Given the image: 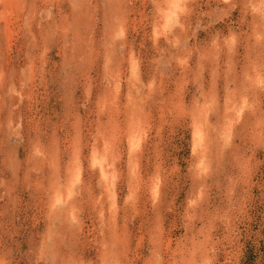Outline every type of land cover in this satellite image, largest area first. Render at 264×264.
<instances>
[{
	"label": "rangeland",
	"instance_id": "obj_1",
	"mask_svg": "<svg viewBox=\"0 0 264 264\" xmlns=\"http://www.w3.org/2000/svg\"><path fill=\"white\" fill-rule=\"evenodd\" d=\"M165 2L0 0V264H264V0Z\"/></svg>",
	"mask_w": 264,
	"mask_h": 264
},
{
	"label": "bare ground",
	"instance_id": "obj_2",
	"mask_svg": "<svg viewBox=\"0 0 264 264\" xmlns=\"http://www.w3.org/2000/svg\"><path fill=\"white\" fill-rule=\"evenodd\" d=\"M2 1V0H1ZM164 1H166L165 2V8H163V11H162V20H163V22L166 24V26H169V24L170 23H168V13L169 12H171L172 13V21H171V23L173 22L174 23V21H176V19L178 18V15H176L175 13L178 11L177 9H171L170 8V0H164ZM184 3V0H182V4ZM182 4H181V8L180 9H182ZM179 11H181V10H179ZM4 16V15H3ZM7 24V23H6ZM7 26V25H6ZM6 46V45H5ZM131 60V59H130ZM134 63V62H133ZM132 63V64H133ZM136 66V65H135ZM131 67V72H132V74H136L135 73V71H136V67ZM9 68V67H8ZM135 77V76H134ZM137 77V76H136ZM138 81V80H137ZM126 83V82H125ZM134 83V82H133ZM136 83V82H135ZM230 97V96H229ZM244 101H245V99H243ZM247 103V102H246ZM238 105V104H237ZM243 105H245V103L243 102V101H240V106H239V108H237V111H239V109L240 110H242L243 108H242V106ZM225 109H226V107H224ZM136 110V109H135ZM230 110V109H229ZM230 113V112H229ZM130 115H131V113H129ZM236 114V113H235ZM237 115V117H238V115L239 114H236ZM228 116V115H227ZM207 117V116H206ZM131 118V117H130ZM239 118V117H238ZM204 120V119H203ZM229 121V120H228ZM196 123V122H195ZM205 123H208V121L207 122H205ZM229 125H230V123H229ZM199 126V128H200V132H201V139H200V141H198L197 142V146H196V149L198 150V149H201V147L203 146V142H204V132L202 131L203 129L200 127V125H198ZM232 126V125H231ZM225 128V127H224ZM133 129V128H132ZM207 129V128H206ZM134 130H136V129H134ZM141 130V129H140ZM209 130V129H208ZM205 132L207 131V130H204ZM224 131V130H223ZM224 134V133H223ZM131 138H133V135H129V138H128V143H129V145H130V140H131ZM134 138L136 139V137L134 136ZM38 140V139H37ZM118 140V139H117ZM138 141H140V139L138 140ZM194 142V141H193ZM107 144V143H106ZM194 144V143H193ZM110 146V145H109ZM102 147V146H101ZM140 147V146H139ZM96 148V147H95ZM100 148V147H99ZM103 148V147H102ZM106 148V147H105ZM67 150V149H66ZM104 151V150H103ZM197 152V151H196ZM198 153V152H197ZM74 158L75 159H73L74 161H73V164H72V167L71 168H69L68 170H69V172H67V174L68 175H66V176H68L69 177V179H68V186L66 187V189H65V192H66V201H67V199H71V198H69V197H71V194H72V190H73V187L75 186V185H78L79 186V184L81 183V181H82V173H81V166H80V163H81V160H80V158H79V155L78 154H76L75 156H74ZM107 161H108V159H107V157L105 156V153L104 152H102L101 150H99L98 148L96 149V150H92V152H91V154H90V166L92 167V168H97L98 169V173H99V180H100V182H101V184L104 186V196H106V199H107V201H108V203H109V205H111L110 206V208L111 207H113L114 208V203H115V197H116V195H115V182H114V178H115V176L112 174V173H110V170H109V168H111V165L110 164H108L107 163ZM71 166V165H70ZM109 167V168H108ZM155 175V174H154ZM155 177H156V175H155ZM155 181V180H154ZM58 182V181H57ZM67 183V182H66ZM155 183V182H154ZM65 185V184H64ZM155 185H159L158 184V181H157V183H155ZM154 185V186H155ZM58 187V186H57ZM60 187L62 188V192H63V190H64V188H63V186H61L60 185ZM59 187V188H60ZM136 187V186H135ZM60 188V189H61ZM59 189V190H60ZM157 188H156V186L154 187V191L156 190ZM60 192V191H59ZM59 192H57V193H59ZM156 192H158V190H156ZM155 192V193H156ZM110 193H111V195H110ZM53 195H55L54 193H53ZM64 195V194H63ZM74 197H75V195H73ZM103 196V195H102ZM54 199V201H55V203H56V201L59 199L60 200V202H63L62 201V199H61V196H60V193L59 194H57L55 197H53ZM72 199H73V197H72ZM65 201V202H66ZM71 201V200H70ZM69 201V202H70ZM56 204H58V203H56ZM61 205V204H60ZM66 205V204H65ZM64 205V206H65ZM53 211V210H52ZM114 211V210H113ZM56 216V215H55ZM125 238V237H124ZM203 243V242H202ZM108 260V259H107Z\"/></svg>",
	"mask_w": 264,
	"mask_h": 264
},
{
	"label": "snow or ice",
	"instance_id": "obj_3",
	"mask_svg": "<svg viewBox=\"0 0 264 264\" xmlns=\"http://www.w3.org/2000/svg\"><path fill=\"white\" fill-rule=\"evenodd\" d=\"M181 4H182V0H170V8L171 9H177L179 10L181 8ZM172 21V13L169 12L168 13V23H171ZM261 86L264 87V78L261 79ZM210 92L212 93L210 96V100L211 103L210 104H206V108H209V110H211V108L215 105V89H214V85L213 88L210 89ZM225 144L227 145L228 141H230L231 139V133L230 131H227L230 128V125L228 123L225 124ZM201 139V132H200V128L197 124L194 123L193 126V140H194V144H193V150L195 152L196 150V146H197V142L200 141ZM139 148V141H137L134 137L131 138L130 140V145H129V156L131 157L132 153L137 151ZM129 183H131V181H129ZM111 195V193H110ZM132 200V192H131V188L129 189V196H128V200L125 201V203L127 204L128 201ZM56 203H60V200L58 199L56 201ZM73 223H76V219H73Z\"/></svg>",
	"mask_w": 264,
	"mask_h": 264
}]
</instances>
